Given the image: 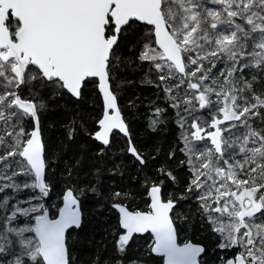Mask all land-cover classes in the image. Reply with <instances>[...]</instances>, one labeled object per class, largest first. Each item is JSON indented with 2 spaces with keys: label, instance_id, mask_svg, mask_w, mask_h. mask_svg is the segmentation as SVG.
Returning <instances> with one entry per match:
<instances>
[{
  "label": "snow or ice",
  "instance_id": "obj_1",
  "mask_svg": "<svg viewBox=\"0 0 264 264\" xmlns=\"http://www.w3.org/2000/svg\"><path fill=\"white\" fill-rule=\"evenodd\" d=\"M138 22L152 26L142 37L139 59L151 62L160 73L173 108L185 106L190 116L193 99L204 109L212 103V93L223 104L219 108L223 119L213 116L215 131L207 132L213 147L199 151L194 143L205 139L199 117L191 123L190 137L187 132L182 136L181 151L189 157L192 172L187 191L200 190L196 198L201 215L222 237L219 247L241 248L226 264H264V221L256 222L258 213L264 216V129L250 123L253 118L264 121V98L253 91L257 74L264 72V0H0V264H71L66 232L82 226L84 190L78 195L73 188L65 191L58 218H50V209L35 194L28 198V206L16 198L22 190L38 189L44 197L50 191L40 117L46 104L40 93L51 90L59 96L66 90L81 99L89 78H98L103 113L95 140L108 146L113 130L130 137L110 81L113 60L120 58V39L135 31ZM221 58L225 59L223 83L212 79L210 85L211 69L205 70L204 62ZM246 69L257 70L251 81L244 78ZM177 73L182 74L179 83L168 86ZM37 83L40 91L31 99L22 98V86L35 88ZM185 83L188 90H196L194 96L187 91L182 97L172 95ZM163 111L156 109L155 115ZM177 115L184 127V116ZM226 121L228 128L222 129ZM160 122L152 120L150 127ZM238 125L245 129L242 136H222ZM73 135L69 131L70 139ZM237 148L243 159H236ZM128 151L145 163L130 138ZM167 174L175 180L171 172ZM241 174L249 178L241 179ZM161 193V186L150 187L146 212L113 205L120 214L119 226L126 230L119 235L118 249L124 252L133 234L150 231L154 236L151 252L162 254L164 264H198L204 248L191 242L178 244L170 216L174 200L165 202Z\"/></svg>",
  "mask_w": 264,
  "mask_h": 264
},
{
  "label": "trees",
  "instance_id": "obj_2",
  "mask_svg": "<svg viewBox=\"0 0 264 264\" xmlns=\"http://www.w3.org/2000/svg\"><path fill=\"white\" fill-rule=\"evenodd\" d=\"M133 27L135 31H131L126 39H120L117 49L120 58L113 60L114 79L110 81L114 94L118 96V107L129 127L130 137L114 132L108 146L93 138L102 109L93 78H89L81 99L72 97L66 90L59 96H53L51 90L40 93L46 104L40 117L48 162L46 182L50 187L47 206L54 208L55 204L59 205V197L66 188L75 189L74 194L77 195L79 190H84L80 196L82 226L72 229L66 236L71 264H162L161 257L150 252L152 242L149 233L134 235L124 252L118 249L116 238L122 230L117 213L110 206L119 200H127L128 208L137 203L141 211L147 210L148 187L153 182L161 186L164 200L172 198L175 202L171 217L177 229L178 242L190 240L204 246L199 264H221L217 261L218 257L221 259L219 255L223 253L222 260L227 261L234 256L235 248L220 250L216 247L220 235L212 231L207 217L201 215L202 209L193 192L187 191L192 173L187 155L181 151L186 124L181 127L178 110L172 107L157 70L151 62L139 59L144 45L142 37L151 26L138 22ZM254 72L257 74L256 69ZM171 85L170 80L168 86ZM38 91L39 83L35 88L22 86L20 94L22 98L31 99ZM253 91L264 95V72L257 74ZM184 107L182 112L187 115L184 116L187 126L190 127L197 117L200 126L210 123V108L201 109L194 100L190 109L192 115L189 116ZM156 109L164 110L159 117L155 115ZM152 120L162 122L153 128L150 127ZM258 125L259 129H264V121L260 120ZM29 126L31 128L30 122ZM69 131H74L71 139ZM129 138L132 146L142 155L144 164H140L128 151ZM161 168L165 171L161 172ZM168 172L175 177L174 181ZM93 187L95 192L91 191ZM117 192L121 196L115 197ZM33 194L38 197L36 190H22L16 198L24 201L22 206H25L27 198ZM0 199H3L2 194Z\"/></svg>",
  "mask_w": 264,
  "mask_h": 264
},
{
  "label": "rangeland",
  "instance_id": "obj_3",
  "mask_svg": "<svg viewBox=\"0 0 264 264\" xmlns=\"http://www.w3.org/2000/svg\"><path fill=\"white\" fill-rule=\"evenodd\" d=\"M208 7H214V5H211V4H208L207 5ZM152 35H153V32H152ZM153 41H154V38H153ZM154 47H156V46H154ZM213 63L215 64V67H213ZM204 68H205V70H207V69H211V74H210V79H209V81H208V83L211 85V83H212V79H216L217 81H218V83H223V81H222V79H220V75H221V70L222 69H224L225 68V59L224 58H221L220 60H216V61H212V62H209V61H205L204 62ZM159 75H160V73H158ZM255 74V72H254V69H246L245 71H244V73H243V75H244V78L246 79V80H249V81H251L252 80V76ZM181 75L182 74H179V73H177V78L176 79H174V80H171V84H178L179 83V78L181 77ZM237 76H239V73H237ZM96 81V80H95ZM193 82H195V81H193ZM96 86H97V82H96ZM164 87H165V85H163ZM182 87L184 88V90H185V92L187 91L190 95H195V92H196V90H188L187 89V84L185 83L184 85H181V87H180V89H179V92H180V94H177L178 92H177V90L176 89H173V93H172V95H180L181 97L185 94V92L183 91L182 92ZM217 90H219V88H217ZM256 93V92H255ZM247 95H248V98H249V100L251 101V102H255L254 100H252V93L251 92H249V93H247ZM258 95V94H257ZM262 96V98H264V95H261ZM195 99H193V101H194ZM210 100L212 101V103L209 105V106H207V108H210L211 110H212V114L210 115L211 117V121H210V123H207L205 126H201V127H203L204 129H205V131H204V133H202V135H204L205 136V139L203 140V141H198V142H194L195 144H196V146H197V149L199 150V151H203L206 147H209V148H211V147H213L212 145H211V141H210V138L208 137V136H206V134H207V132H209V131H215V129L214 128H211V122H212V119H213V116H215L217 119H223V114L222 113H220L219 112V108L220 107H222L223 106V104L222 103H219V102H217V97H216V95H215V93H212L211 95H210ZM196 101V100H195ZM197 103H198V105H199V102L198 101H196ZM181 103L183 104V101L181 100ZM182 107H184V106H182ZM182 107H181V109H177L178 110V113H179V115L180 116H187V115H185V114H183V112H182ZM102 110V109H101ZM261 111L262 112H264V109H261ZM209 114H210V112H209ZM100 115H101V112H100ZM179 118V117H178ZM99 119V118H98ZM180 120V119H179ZM180 123H181V121H179ZM260 122V119H257V118H253L251 121H250V123L252 124V126L255 128V129H257V130H259V125H258V123ZM229 123L230 122H224V124L223 125H220V127L222 128V129H227L228 128V125H229ZM184 124H186V127H185V129H186V131L184 132V134L187 132V134L189 135V137H190V133H191V131H194V129H191V127H189V126H187V123H186V121H184ZM31 128H30V126H29V128H28V130H30ZM3 130V125H0V131H2ZM245 132V129H244V127L242 126V125H238L235 129H232L231 131H226V132H222V136H224L225 137V139H228L229 137H235V136H242V134ZM183 134V135H184ZM182 141H184L183 139H182ZM185 147V143L183 142V148ZM229 151H233L232 149H229ZM235 151H236V159H243V157H242V155L241 154H239L238 153V148L237 149H235ZM0 155H3V151H0ZM188 159H189V157L187 156V161H188ZM193 159H194V157H193ZM188 164V163H187ZM220 164H221V166H223V162L221 161L220 162ZM189 166V165H188ZM189 169H190V167H189ZM192 173V172H191ZM257 176H258V174H257ZM239 178H241V179H248L249 177H247V176H245V175H243V174H241L240 176H239ZM203 179V178H202ZM229 184H231V182H228ZM153 184H155V183H153L152 182V185ZM233 187V190H235V188H234V186H232ZM37 191V190H36ZM37 193H38V197L41 199V203H43L42 202V196H41V194L37 191ZM201 194V192H200V190H195L194 192H193V195L195 196V198L197 197V196H199ZM61 196L62 195H60V197H59V205H56L55 204V207L54 208H52L51 206L49 207V209H50V215L52 216V217H54L55 215H56V212H57V210H58V207L60 206V204H61ZM28 198H30V197H28ZM28 198H27V200H28ZM169 199V198H168ZM196 200H197V198H196ZM198 201V200H197ZM33 203H35L36 201L35 200H33L32 201ZM199 202V201H198ZM118 203H121V204H124V205H128V202H127V200H124L123 202H120V200L118 201ZM137 203H134V204H132L130 207H129V209L130 210H132V211H141L139 208H137ZM149 205V204H148ZM199 205H200V202H199ZM25 206H28L27 205V201H26V205ZM111 207H112V204L110 205ZM128 207V206H127ZM147 210H149V207L147 208ZM147 210H145V211H147ZM52 212H54V213H52ZM262 212H264V210H262ZM216 215H218V214H216ZM257 219H256V222L257 223H260V222H262V221H264V216H262L260 213H258L257 214ZM24 219L25 218H21V220L20 221H22V223L24 222ZM117 219H118V217H117ZM208 220V219H207ZM122 233V232H121ZM121 233L119 234V235H121ZM119 235L117 236V238H116V245H117V241H118V239H119ZM150 235V234H149ZM150 238H151V242L153 243V239H152V237H151V235H150ZM221 241H222V237L220 236V238H219V243L218 244H216V247L218 248V249H222V248H220L219 247V245H220V243H221ZM152 243H151V245H152ZM117 247H118V245H117ZM149 248H150V246H149ZM233 248H235V250H234V256H235V254H237V253H239L240 251H241V248L240 247H238V246H236V247H233ZM226 249H231V248H224L223 250H226ZM223 254V253H222ZM219 255L220 257H221V259L218 257V260L217 261H219V263H221V264H225V262H226V259H223L222 260V256L224 255ZM234 256L232 257V258H234Z\"/></svg>",
  "mask_w": 264,
  "mask_h": 264
},
{
  "label": "water",
  "instance_id": "obj_4",
  "mask_svg": "<svg viewBox=\"0 0 264 264\" xmlns=\"http://www.w3.org/2000/svg\"><path fill=\"white\" fill-rule=\"evenodd\" d=\"M140 23V22H139ZM142 24H144V23H142ZM146 25V24H145ZM152 27V26H151ZM153 38L155 39V37H154V31H153ZM156 46V45H155ZM156 47H158V46H156ZM93 79H95L96 80V82H97V90H98V92H99V88H98V78H93ZM70 94V93H69ZM71 95V94H70ZM99 95H100V97H101V101H102V108H103V98H102V94L99 92ZM73 97V96H72ZM75 98V97H74ZM77 99V98H76ZM102 113H103V111H102ZM101 117H102V115H101ZM100 117V118H101ZM97 125V130H99V126H98V123L96 124ZM96 130V131H97ZM114 132H118V133H120L119 132V130H113V132L112 133H114ZM95 133V132H94ZM112 133H110L109 134V139L111 138V135H112ZM123 137H128V136H125L123 133H120ZM93 138H94V135H93ZM95 139V138H94ZM97 141V140H96ZM43 142V141H42ZM97 142H99L100 144H102V142H100V141H97ZM103 145V144H102ZM104 146V145H103ZM156 185H158V184H156ZM152 185H150L149 187H148V190L150 189V187H151ZM68 188H66L65 190H64V192H63V194L65 193V191L67 190ZM37 191L39 192V190L37 189ZM63 194H62V196H61V204H60V206H62V197H63ZM161 195H162V193H161ZM41 196H42V199H43V203L46 205V207H48L47 206V201L49 200V198H50V191H49V195L47 196V197H44L42 194H41ZM148 198H149V205H150V203H151V200H150V197L148 196ZM162 199H163V197H162ZM164 200V199H163ZM168 200V199H167ZM167 200H164L165 202L167 201ZM114 204H120V203H114ZM113 204V205H114ZM174 204H175V202H174ZM113 205H112V207H113ZM122 206H124V207H126L129 211H132V210H130L126 205H124V204H121ZM114 208V207H113ZM116 211H117V214H118V225H119V211H118V209H116V208H114ZM147 211H149V210H147ZM132 212H135V211H132ZM144 212H146V211H144ZM171 213H172V211L170 212V216H171ZM50 218H58V210H57V213H56V216L55 217H51L50 216ZM174 227H175V225H174ZM119 228L122 230V233L121 234H126V230H123L120 226H119ZM73 229H76V228H73ZM67 233L68 232H66V236H67ZM146 233H149L150 235H151V237H152V239L154 240V236H153V234L149 231V232H146ZM146 233H139V234H133V236L134 235H143V234H146ZM132 239V238H131ZM130 239V240H131ZM177 242H178V237H177ZM186 242H191V243H194V244H197V245H199V246H201L202 248H204V246L202 245V244H199V243H195V242H192V241H186ZM185 242H183V243H179L178 242V244H180V245H183ZM153 244V243H152ZM152 246V245H151ZM150 252H151V247H150ZM204 252H202L201 254H200V256L198 257V264H199V259H200V257H201V255L203 254ZM151 254L152 255H154V256H158V257H161V259H162V264H164V257L162 256V254H157V253H152L151 252ZM231 259H233V258H231ZM225 264H226V262H225Z\"/></svg>",
  "mask_w": 264,
  "mask_h": 264
},
{
  "label": "flooded vegetation",
  "instance_id": "obj_5",
  "mask_svg": "<svg viewBox=\"0 0 264 264\" xmlns=\"http://www.w3.org/2000/svg\"><path fill=\"white\" fill-rule=\"evenodd\" d=\"M102 111H103V108H102V110H101V115H102ZM101 115H100V117H101ZM100 117H99V118H100ZM97 121H98V120H97ZM96 124H97V122H96ZM96 130H97V129H96ZM96 130H95V131H96ZM93 135H94V133H93ZM206 136H207V134H206ZM101 145H102V144H101ZM120 204H121V203H120ZM112 208H113V207H112ZM113 209H114V208H113ZM114 211L117 213V211H116L115 209H114ZM56 213H57V212H56ZM50 216H51V215H50ZM55 216H56V215H55ZM55 216H54V217H55ZM51 217H52V216H51ZM117 217H118V214H117Z\"/></svg>",
  "mask_w": 264,
  "mask_h": 264
}]
</instances>
